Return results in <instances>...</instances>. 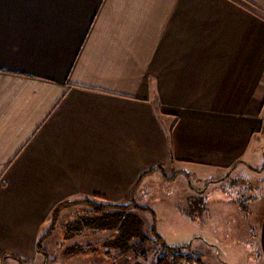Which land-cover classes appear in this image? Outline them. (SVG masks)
Wrapping results in <instances>:
<instances>
[{
	"label": "crops",
	"instance_id": "obj_1",
	"mask_svg": "<svg viewBox=\"0 0 264 264\" xmlns=\"http://www.w3.org/2000/svg\"><path fill=\"white\" fill-rule=\"evenodd\" d=\"M262 139L264 0H0V264H55L37 244L61 204Z\"/></svg>",
	"mask_w": 264,
	"mask_h": 264
},
{
	"label": "rangeland",
	"instance_id": "obj_2",
	"mask_svg": "<svg viewBox=\"0 0 264 264\" xmlns=\"http://www.w3.org/2000/svg\"><path fill=\"white\" fill-rule=\"evenodd\" d=\"M260 142L264 144V139ZM181 167L156 171L151 180L140 182L128 200L118 202L128 204L132 199L131 211L141 217L143 232L149 236L148 262L156 259V246L151 241L155 230L168 245L192 244L207 264H261L264 149L248 158V163L235 164L226 171ZM88 209L80 203L59 214L54 234L42 240L44 256L48 249V258L55 264H122L131 253L119 255L111 247L110 257H105L87 247L89 243L113 240L114 229L83 227L80 234L67 231V222L74 224ZM135 241L138 239L131 242ZM75 244L86 247V252L67 253Z\"/></svg>",
	"mask_w": 264,
	"mask_h": 264
},
{
	"label": "trees",
	"instance_id": "obj_3",
	"mask_svg": "<svg viewBox=\"0 0 264 264\" xmlns=\"http://www.w3.org/2000/svg\"><path fill=\"white\" fill-rule=\"evenodd\" d=\"M162 166H158V168ZM151 170V169H150ZM152 171V170H151ZM133 195V192L132 194ZM80 203L89 206L86 210L85 215L78 217L74 224L67 222V231L74 232V234H80L84 228H100V229H114L116 233L113 234L114 239H107L105 242L99 241L95 244L89 243V251L93 253H101L105 257H110L111 247L113 250L119 251V255L131 253L125 257L122 264H130L135 260L148 261L149 259V248L147 247L149 236L143 232L142 220L139 215L131 211L133 207L132 199L127 203H114L107 201L103 198H85L81 200L71 201L59 205L52 213V223L49 225L48 230L41 236L38 241V249L44 253L42 247V240L48 236L56 221H59V214L63 208H70L74 205H80ZM136 206V204H135ZM242 205V203L240 204ZM137 207V206H136ZM142 208V207H141ZM64 226L61 228L63 229ZM71 229V230H70ZM154 237L151 236L152 243L156 246V259L151 264H207L204 256L201 252L195 251L192 248V244L171 246L154 230ZM138 241L131 242L134 239ZM70 248V249H69ZM67 253H84L86 247L83 248L75 244V246L69 247ZM109 248L108 251L105 249ZM113 259H116V255H113ZM110 264V263H109Z\"/></svg>",
	"mask_w": 264,
	"mask_h": 264
}]
</instances>
